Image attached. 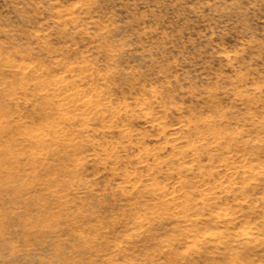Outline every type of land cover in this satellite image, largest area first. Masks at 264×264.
Here are the masks:
<instances>
[{
    "label": "rangeland",
    "instance_id": "rangeland-1",
    "mask_svg": "<svg viewBox=\"0 0 264 264\" xmlns=\"http://www.w3.org/2000/svg\"><path fill=\"white\" fill-rule=\"evenodd\" d=\"M0 131V264H264V0H0Z\"/></svg>",
    "mask_w": 264,
    "mask_h": 264
},
{
    "label": "bare ground",
    "instance_id": "bare-ground-1",
    "mask_svg": "<svg viewBox=\"0 0 264 264\" xmlns=\"http://www.w3.org/2000/svg\"><path fill=\"white\" fill-rule=\"evenodd\" d=\"M11 67L13 68V67H14V64L11 65ZM36 69H38V68H36ZM17 70H18V73H24V72H27L24 68H21V69H20V68L18 67ZM17 70H16V72H17ZM35 72H37V71H35ZM38 74H39V73H38ZM38 76H40V74H39ZM11 82H12V81H11ZM20 84H22V83H20ZM23 85H24V84H23ZM23 85H21V86L23 87ZM12 86H14V85L12 84ZM10 87H11V86H10ZM16 87H17V85H16ZM10 89H11V88H10ZM14 89H16L15 86H14ZM61 111H62V110H61ZM61 111H60V112H61ZM61 113H64V112L62 111ZM66 113H67V112L65 111L64 114H66ZM11 120H12V119H11ZM11 123H12V122H11ZM55 126H56V125H55ZM53 127H54V126H53ZM54 131H55V130H54ZM1 132H2V131H0V134H1ZM43 134L45 135V133H43ZM40 135H41V134H40ZM40 135H39V136L37 135L38 137L35 136V137H37V139H38V140H35V141H41V140H43V138H45V136H46V135H45V136L43 135V136H44V137H43V136H40ZM32 136H33V135H32ZM32 136H31L30 138H32ZM0 137H1V136H0ZM9 142H10V141H9ZM16 143H17V142H16ZM8 146H10V145H8ZM1 149H2V148H1ZM2 150H3V149H2ZM10 153H11V151H10ZM216 236H218V235L216 234L215 237H213V238L216 239V238H217ZM220 237H221V239H225V238H224L225 235H223V234H220Z\"/></svg>",
    "mask_w": 264,
    "mask_h": 264
},
{
    "label": "clouds",
    "instance_id": "clouds-1",
    "mask_svg": "<svg viewBox=\"0 0 264 264\" xmlns=\"http://www.w3.org/2000/svg\"><path fill=\"white\" fill-rule=\"evenodd\" d=\"M209 7H210V5H209Z\"/></svg>",
    "mask_w": 264,
    "mask_h": 264
}]
</instances>
